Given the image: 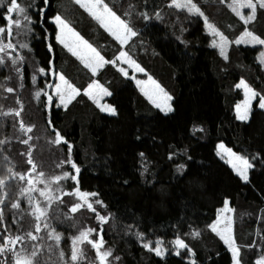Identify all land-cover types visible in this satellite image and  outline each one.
Returning a JSON list of instances; mask_svg holds the SVG:
<instances>
[{
    "label": "trees",
    "instance_id": "1",
    "mask_svg": "<svg viewBox=\"0 0 264 264\" xmlns=\"http://www.w3.org/2000/svg\"><path fill=\"white\" fill-rule=\"evenodd\" d=\"M32 2L21 0L26 11ZM103 2L114 7L121 18L140 27L139 13L143 11L144 0ZM192 2L203 12V17L225 34L229 31L226 26H229L235 33L239 28L248 27L264 36L263 9H258L255 20L244 25L229 10L230 0ZM155 7L161 8L163 22H156L155 27L145 31V43H141L142 38H133L123 50L173 94L176 112L167 116L156 109L135 82L119 72L116 66L106 64L93 75L56 41V27L48 17L59 14L107 59L111 60L121 48L119 42L74 0H50L43 21L35 8L27 11L37 21L29 23L26 19L23 42L27 47L21 56L5 57L0 62V141H3L0 143V177L9 176V169L24 172L31 167L29 155L36 172L62 175L60 172L68 165L64 163L68 151L64 142H56V132L60 131L73 145L72 158L81 169V191L99 193L96 200L104 202L101 206L94 203V207L102 209L108 216L102 227L104 246L112 249L113 259L120 256L117 264H191L190 260L174 255L173 251L159 257L143 247V242H150L154 247L157 237H163L164 246L170 249L177 234L193 249L197 264H231L229 250L209 227L225 197L229 198L242 263L252 264L254 254L251 249L256 244L264 249V168L258 164L249 169L247 182L241 180L216 155L215 143L222 140L241 155L264 152V110L254 106L247 122L237 120L234 114V105L241 98V91L235 85L241 78L257 92L264 90V68L257 62L259 48L232 47L226 61L210 45L199 13L190 14L170 6V0H149V8ZM3 11L0 8V23L5 22ZM178 36L182 39L178 40ZM182 40L189 42L187 48ZM49 43L53 45L51 52ZM14 57H23L16 61L24 73L23 79L12 68ZM50 60L53 61L51 65ZM42 67L44 73L64 74L79 88L98 79L113 93L105 100L117 106L118 115L102 112L83 92L67 109L54 103L50 110L45 109L43 99L33 100L29 84L30 72ZM8 87L14 91L9 93ZM9 108L20 110V115L9 113ZM21 121L26 125L23 130ZM193 124L201 125L204 131L194 133ZM27 126L31 127L30 131ZM137 135L141 139L137 140ZM178 150L181 154L170 160L169 153ZM141 151L145 153L144 158L139 155ZM109 155L111 158L105 164L104 157ZM188 155L191 160L187 159ZM142 160L148 165L147 178L152 180L155 176L152 184L145 183L140 176ZM181 162L188 165L187 175L182 178L175 167ZM125 179L128 184L123 183ZM10 184L15 190L0 205L3 209L0 233L11 235L15 229H21L20 234L27 237L26 233L32 232L38 237L35 245L54 249L51 259L58 256L57 242L48 239V230L66 231V237L70 233L69 227L76 230L70 226L68 202L54 201L47 207L49 226L36 233L35 219L29 215L32 205L25 203L28 194L18 195L25 184H21L18 177L6 179L0 188V196L3 197ZM71 184L76 187V182ZM161 189L166 195H161ZM15 201L25 204L20 209L22 215L12 214L9 220L8 211L14 209L11 204ZM141 231L145 234L143 242L138 237ZM249 244H252L251 248L247 247ZM65 249L68 251L67 244ZM181 251L187 255L186 250ZM47 256L38 252L36 259L40 260L37 263L55 264Z\"/></svg>",
    "mask_w": 264,
    "mask_h": 264
},
{
    "label": "snow or ice",
    "instance_id": "2",
    "mask_svg": "<svg viewBox=\"0 0 264 264\" xmlns=\"http://www.w3.org/2000/svg\"><path fill=\"white\" fill-rule=\"evenodd\" d=\"M4 0H0V3H3ZM50 0H33L32 4L29 5L27 11H31L32 8H35L36 14L39 16L40 21L46 16V9L49 6ZM77 4H80L82 7L86 8V10L95 18L97 19L100 24L109 32L112 36L115 37L121 46L120 50L118 51L117 55L114 56L111 60L107 59L104 55H101L100 51L97 50L96 47L93 46L87 39L84 38L71 24L62 19L59 14L52 15L48 17L52 21H54L57 25V30L55 32V39L59 42L60 45H63L69 52L72 53L73 56L77 57L88 69L91 70L93 75H95L100 69H103L106 64L114 65L118 68L119 72L123 73L125 77L129 75V71L127 68L121 66L119 62L127 63L131 68H133L136 72H144L145 69L141 67L139 63H137L134 59H132L126 51L123 50V46L128 44L130 40L133 38H142L141 43H145L147 38L144 36V33L150 27H155L156 22H163V13L161 12L160 7H155L154 9L149 8V0H144L143 3V11L139 13L141 18L140 27H137L133 24L130 20H126L121 18L120 15L117 14V11L114 7H110L108 4L104 3L103 0H75ZM239 6L241 9L248 8L250 11L245 15L242 11H237L236 8H233V11H237V15L244 21L245 25H247L250 21H253L257 18V11L258 9H264V0H238ZM174 5L178 9L187 8V11L191 14L193 12L199 13V15L203 16V12H201L200 8L192 2V0H186V3H181L179 0H170V6ZM131 8L132 5H129ZM25 8H22L21 5L18 3V0H8L6 4V11L4 12V17L8 22V31L9 35H11V27L12 25H20L21 20L19 18L13 19V14H23L25 18L29 21V23H36L37 21L33 16L27 14ZM205 25H208V19L204 17ZM183 31H187V29H183ZM4 32V28H0V33ZM219 35L221 37L219 48H220V56L223 57L224 60H229V54L226 51V43L228 38L222 33L219 32L217 29L213 32V35ZM175 35V33H173ZM178 40H181L182 37H176ZM135 42V41H133ZM185 48L188 46L187 40H182ZM248 44V45H260L264 46V36L257 35L254 31H251L248 27L244 28V31L241 33L240 37L235 40V44L240 45ZM9 47L13 45L9 43ZM49 51H53V45L49 43L48 45ZM3 48L0 47V52H3ZM11 55V53H9ZM259 57L261 58V64L264 65V48H262L261 52L259 53ZM17 59L23 60V57L13 58L12 61V68L13 70L23 79V71L19 66L16 65ZM0 62H3V58L0 57ZM53 61H49L51 65ZM45 69L42 67L40 72H44ZM52 75L55 77L57 74L53 71ZM135 78V77H133ZM6 79H8L6 77ZM149 81L154 86L151 90L141 87V91L147 97V99L151 102L152 105L160 112H162L165 116L171 113L176 112L174 96L172 93L167 91L164 87H162L157 81H155L151 76H149ZM33 80L35 81V75H33ZM59 82L55 80L51 81L50 84L54 85L55 95L59 98V105L63 106L65 109L68 108V105L81 93L83 92L86 96H88L92 101H94L97 106L100 108L102 112L108 113L110 115H118L117 106L111 103H101L103 97L112 96L113 93L109 90V88L105 87L103 84L100 83L98 79H93L87 87L79 88L76 87L74 84L70 83L64 74L58 75ZM138 85L143 84V81L137 80ZM237 88H241L244 92V100L237 103L235 105V113L236 119L241 122H247L251 118V114L253 111V101L258 98V108L264 110V90L261 92H257L246 80L243 78L240 79L239 83L236 84ZM7 91L9 93L13 92L14 89L12 87H8ZM43 91V89H41ZM47 95L48 100V107L49 110L51 109L53 101V96L50 94ZM8 112H15L17 116L20 115V110L9 108ZM6 114V113H5ZM48 123L51 125L52 120L49 118ZM20 128L23 130L26 128V125L23 121L20 122ZM28 130H31L30 126H27ZM196 130L201 132L204 131V128L201 125L193 124V131L195 133ZM136 139H141L140 135L136 136ZM156 138L153 137V140ZM56 142H64L67 145L68 151V159L64 161V163L69 164L72 169L75 170V175H73L70 171H64L62 176H55L53 179L55 181H60L61 179H71L72 181L76 182V187L71 188L70 192L68 189H61L60 196H63L65 192H69V194H76L80 196L82 199L85 197H95L98 196L99 193L95 192H81L79 187V174H80V166L73 160L72 158V149L73 145L67 140V138L61 134L60 131L56 132ZM3 143V141H0ZM27 143V141H24ZM218 149H222L223 152L227 153L230 157L228 159V163L231 165L232 169L236 171V173L241 177V179L245 182L249 180V169L255 168L258 164L260 167L264 168V152L257 151L255 155H241L240 153L234 152L232 148L227 147L223 141H220L217 145ZM180 151L177 152H170L169 159H173V157L180 155ZM184 154L187 155V149L184 150ZM218 155L221 154L220 152L217 153ZM140 157L144 158L145 153L141 151L139 153ZM109 156L104 157V163L107 164L108 160L110 159ZM188 160H191L192 157L190 155L187 156ZM28 163L32 165L31 168L28 169L27 173L24 172H16L9 169L10 175L7 177H0V188H3L5 185V180L10 179L12 177H18L20 181H24L25 177L27 176V187L23 188L19 195L23 196L26 193L28 194V203L30 205L35 204L33 215L36 216V233H39L42 227L49 226V219L47 216V207L41 205L39 200H35L34 197L31 195L33 191H39L40 195L44 198L47 202L48 206L52 205L54 199H59V196H55L54 193L56 190L51 189L47 182L40 180L38 181L30 173L34 172L35 164L33 163L31 156L29 155ZM176 171L180 173L181 178L184 175H187L186 169L188 165L184 162L177 164ZM110 170V169H109ZM140 176L144 178V182L147 184H152L155 176L153 175V179L149 180L147 178V174L149 173L148 165L141 161V169ZM43 175L42 173L40 174ZM45 183V187L41 189L36 188V184ZM124 184H128V180L123 181ZM161 195H166L163 189H161ZM84 203L87 204V207L91 209V211L96 212V208L93 207V203L95 204H103L102 200H84ZM4 204V198L0 196V205ZM83 205L80 203L73 204L71 206L72 211L75 212L78 208L82 207ZM224 209L226 211L229 210V198L225 197L223 202ZM12 208H19L20 203L19 201H15L11 205ZM43 218V223L41 222ZM0 220H3V209L0 208ZM97 220L101 222V225L104 221L108 220V216L100 215L97 213ZM220 223L219 221L210 224L209 227L212 228L213 231L217 232L220 238L223 240L224 244L228 246L229 251L231 252V264H242V257H241V249L240 246L237 245L234 236L232 235V228H231V220L227 219V223L222 228H217L215 225ZM7 230V229H5ZM96 231L94 228H88L79 233L78 236L72 237V251H71V264H76L78 259L82 256V249L80 245H82L85 241L90 243L92 247L96 249V257L99 261V264H109L108 257L112 256V249L108 248L107 250H102V243H103V236L101 235L100 239H92L90 237V233ZM103 228L101 227V232ZM52 233H55V229H52ZM184 235H188L185 233ZM145 234L144 232H139L138 237L143 242ZM25 238H31L32 240H36L37 237L32 232L27 233V237L17 235H5L3 237L4 243L0 244V253L10 252L12 254V264H33V257L37 255V249L39 245L33 246V251L30 254H26L23 258L17 253L15 249V245L24 240ZM51 238V234L50 237ZM55 240L57 243L60 241V234H55ZM173 245V254L176 256H183L184 259L190 260L191 264H197L195 259V253L193 249L189 247V244L185 242L184 239L181 238L179 234L176 235L175 239L171 241ZM255 244V241H253ZM12 246V247H9ZM143 247L149 249L151 252H154L159 257H164L165 254L169 251L168 248L164 246L163 237H157L155 242V247H152L150 242H143ZM247 247L251 248L252 244L247 245ZM181 250H186L187 255ZM61 256H63V252H61ZM116 260H120V256H115ZM4 264H10L9 260H5ZM256 264H264V255L258 257Z\"/></svg>",
    "mask_w": 264,
    "mask_h": 264
},
{
    "label": "rangeland",
    "instance_id": "3",
    "mask_svg": "<svg viewBox=\"0 0 264 264\" xmlns=\"http://www.w3.org/2000/svg\"><path fill=\"white\" fill-rule=\"evenodd\" d=\"M75 1V0H74ZM8 0H4L3 3H0V8H2L5 12L6 11V4H7ZM179 2L181 3H186V0H179ZM18 3L21 5L22 8H24V6L21 4V0H18ZM80 5V4H79ZM81 6V5H80ZM174 6V5H173ZM82 7V6H81ZM175 7V6H174ZM228 7H229V10L245 25L244 21L240 18L239 15H237V11H242L245 15H247V13L250 11V9L248 8H243L241 9L240 6H239V3H238V0H230V2L228 3ZM84 8V7H82ZM233 8H236L237 11H233ZM86 10V8H84ZM183 10H187V8H183ZM264 10V9H263ZM87 11V10H86ZM88 12V11H87ZM89 13V12H88ZM195 13V12H193ZM90 14V13H89ZM91 15V14H90ZM92 16V15H91ZM93 17V16H92ZM203 17V16H202ZM16 18H19L21 20V24L20 25H12L11 27V35H9V31H8V22L6 20V18L4 17L3 15V19L5 20V22L3 23H0V28H4V32L0 33V47H2L4 50L3 52H0V57L2 58H5V57H10L12 58L13 56H21V52L24 51V49L27 47V44L23 42V39H24V35H25V31L27 29V22H26V18L23 14H18V13H14L13 14V19H16ZM94 18V17H93ZM95 19V18H94ZM97 20V19H95ZM52 21V20H51ZM203 21H204V17H203ZM55 25V31L57 30V25L54 21H52ZM97 22L100 24V22L97 20ZM251 22V21H250ZM249 22V23H250ZM101 25V24H100ZM208 25L209 26H206L205 25V21H204V29L206 31V33L208 34L209 38H210V45L212 47H214L219 53H220V48H219V43H220V40H221V37L217 34V35H213V32H215L217 29L219 30V32H222L220 30V28H218L216 26L215 23L213 22H210L208 20ZM102 26V25H101ZM103 27V26H102ZM104 28V27H103ZM226 28L229 29V31H227V34H225L224 32H222L227 38H228V41L225 42L226 43V51L229 53L230 52V49L232 47H236V46H239L237 44H235V40L240 37L241 33L244 31V27L242 28H239V30L235 33L234 32V29L229 27V26H226ZM105 29V28H104ZM106 30V29H105ZM107 31V30H106ZM108 32V31H107ZM109 33V32H108ZM111 34V33H109ZM114 37V36H113ZM115 38V37H114ZM58 42V41H57ZM119 42V41H118ZM9 43H11L13 46L12 47H9ZM59 43V42H58ZM241 46H253V45H248V44H243L241 43L240 44ZM63 48H65L63 45H61ZM256 47L259 48L258 50V54H257V62L264 68V65L261 64V58L259 57V53L261 52L262 48H264V46H260V45H256ZM67 50V48H65ZM68 51V50H67ZM125 51V50H124ZM69 52V51H68ZM9 53H11V55H9ZM15 53V54H14ZM70 54H72L71 52H69ZM75 57V56H74ZM77 58V57H75ZM78 59V58H77ZM79 60V59H78ZM80 61V60H79ZM81 62V61H80ZM82 63V62H81ZM118 63L121 64V66L125 67L128 69L129 71V75L128 77H130L136 84L137 88L139 89V91L144 95V93L141 91V87H144V88H147L149 90H151L154 86L151 84V82L149 81V73L144 71V72H136L133 68H131L127 63H124V62H119ZM83 64V63H82ZM84 65V64H83ZM85 66V65H84ZM90 70V69H89ZM91 71V70H90ZM57 75L54 77L52 75V71H50L48 74L47 73H44V72H40V69L37 70V71H31L30 72V75H29V84L31 86V91H32V98L34 101H37L39 99H43L44 103H45V109L49 108L48 107V100H47V95L46 94H50L53 96V101H54V104L57 105V106H60V107H63L61 105H59V98L55 95V91H54V85L50 84L51 81L55 80L56 82H59L58 80V75L60 74L59 72H55ZM123 74V73H122ZM33 75H35V81L33 80ZM135 77V78H133ZM152 77V76H151ZM153 78V77H152ZM154 79V78H153ZM137 80H140V81H143L144 83L141 84V85H138L137 84ZM155 80V79H154ZM156 81V80H155ZM240 81V80H239ZM239 81L236 83L238 84ZM88 85V84H87ZM87 87V86H86ZM236 87V85H235ZM237 88V87H236ZM41 89H43V91H41ZM240 91H241V98L240 100H238L235 105L241 101L244 100V92L241 88H238ZM86 96V95H85ZM145 96V95H144ZM88 97V96H86ZM106 97H103L101 103H108L106 100H105ZM145 98H147L145 96ZM89 100H91L89 97H88ZM92 101V100H91ZM96 106L97 104L92 101ZM150 102V101H149ZM255 103V105H254ZM235 105H234V114H235V117H236V113H235ZM258 105V98L256 100L253 101V107L254 106H257ZM98 107V106H97ZM258 107V106H257ZM99 108V107H98ZM100 109V108H99ZM222 141V140H219L215 143V153L218 157H220L229 167L230 169L237 175L239 176L236 171L234 169H232L231 165L228 163V159L230 158L228 156L227 153L223 152L222 149H218L217 148V145L219 144V142ZM224 142V141H223ZM224 144L229 147V148H232L230 146H228L225 142ZM233 149V148H232ZM234 152H236L234 149H233ZM218 152H220L221 154H217ZM239 153V152H237ZM32 167V166H31ZM64 171H70L73 175H75V170L71 168V166L68 164L65 168V170H63L62 172H60L61 174L64 172ZM41 173L39 171H35L34 170V173L31 174L35 179H37L38 181L40 180H43L45 182H47V184L50 186L51 189H55L56 191L54 193H52L53 195H58L60 193V190L62 188H60L58 181H55L53 178L55 176H48L46 173L43 174L42 176L40 175ZM57 176H62V175H57ZM239 178L241 179V177L239 176ZM62 180H65V179H61L60 181ZM242 180V179H241ZM28 185L25 184L23 188L27 187ZM46 185L45 183H40L38 182L36 184V188L37 189H41V188H44ZM21 191H19V194H20ZM18 194V195H19ZM35 200H39L41 203L42 201L44 200V198L40 195V192L39 191H33L32 194H31ZM27 199H28V196H27ZM90 199H92L93 201H95L97 198L95 197H91ZM45 201V200H44ZM28 200H26L25 203H27ZM25 204H20V207L19 208H15L17 214H19L18 216L22 215V212L20 211L21 208L24 207ZM33 206V204H32ZM72 205L69 206L70 209H68L69 212L72 211V208H71ZM99 206H101V204H99ZM100 209V208H98ZM33 208L30 209V211H32ZM34 211V210H33ZM99 214H102V215H105L103 214V211L102 209H100V211L98 212ZM227 219H230L231 220V228H232V235L234 236L235 238V233H234V230H233V219H232V212H231V209L229 208L228 211H226L224 209V206H222L219 210H218V213H217V216L215 218V220L212 222V224L216 221H219L220 223H217L215 226L217 228H222L226 225L227 223ZM93 224L95 225H99L100 227H103V224L101 225V222L99 220H97V217H94L93 218ZM70 231L73 230V228L69 227ZM210 229L212 230V228L210 227ZM213 231V230H212ZM215 232V231H213ZM217 234V232H215ZM7 235L6 233H0V244H3L4 243V239L3 237ZM220 237V236H219ZM236 240V239H235ZM223 241V240H222ZM70 250L72 251V243L73 241H70ZM224 243V242H223ZM228 249V246L225 245ZM9 247H12V246H9ZM155 247V245H154ZM107 250V249H105ZM170 251H173V245L172 247L169 249ZM229 250V249H228ZM252 250V253L254 254V257L251 259V262L252 264H256V261L258 259L259 256L261 255H264V249L261 248L260 245H255V248L251 249ZM250 250V251H251ZM230 252V251H229ZM7 253V252H6ZM56 253L58 256L62 257V258H66V255L63 254V256H61V253H59L57 250H56ZM84 253V251H83ZM231 254V252H230ZM83 256V254H82ZM81 258V257H80ZM85 258H87L85 256ZM84 258V259H85ZM6 260V258H2V253H0V264H4V261ZM79 260V259H78ZM83 260V259H81ZM95 262L97 264H99V262L94 259ZM108 262L109 264H117V260L113 259L112 256L108 257ZM68 264H71V262L69 261ZM243 264V263H242Z\"/></svg>",
    "mask_w": 264,
    "mask_h": 264
},
{
    "label": "flooded vegetation",
    "instance_id": "4",
    "mask_svg": "<svg viewBox=\"0 0 264 264\" xmlns=\"http://www.w3.org/2000/svg\"><path fill=\"white\" fill-rule=\"evenodd\" d=\"M49 72H47V74ZM29 168H31V167H29ZM28 169L25 170L24 173H27ZM33 173L34 172L30 173L29 175H31ZM72 182L73 181L71 179H65L62 181H58V183H60L59 184L60 188L66 189L68 187L69 192H70L71 188L75 187V186H72V184H71ZM20 183L21 184H27V176L25 177V180L20 181ZM64 183H66V184H64ZM14 190L15 189L12 187L11 184L8 185L6 187V190L4 191V194H3L4 200L7 199V197L9 198V196H11L13 194ZM69 192H65V194L63 196H60V193H59L58 195H56V196H59V199H54L53 202L58 201L60 204L63 202H68L69 206L73 205V204H77V203H80L83 205L82 207L78 208L75 212H73V211L69 212L70 216H68V217H71L69 219V222L71 221L70 226L73 225L76 228V230L70 231V233L67 237L65 236V233H64L66 231L57 230V228H54L55 233H52L53 228L48 230V234H49L48 239L52 240L54 243L56 242L55 234H60V241H59V243H56L58 245L57 247L59 248V249L57 248V250H59V253L63 252V254L66 255V258H62L60 256L59 257L58 256H52V259H51L50 256L52 255V252H54V249H49L48 246H47V248L45 246L43 248L41 247V248L37 249V255H38V252H40V251L44 255L48 254L47 257L50 258L51 259L50 261H53L55 264H68L69 261L71 262V250L69 248V246L71 244L70 241H72L73 236H78L81 231L88 229V228L96 229V231L90 233V237L92 239H97V240H99L101 235H102L101 227L99 225L93 224V222H94L93 218L97 217V213L100 211V209H96V212H93V211H91V209H89L87 207V204L84 203L85 199L91 200L90 199L91 197H85L82 199L80 196H78L76 194H69ZM91 201H93V200H91ZM43 202H44V205L42 204ZM42 203H41V205H43L45 207H49L47 205L46 201L43 200ZM34 207H35V204H33V206H32L33 210H34ZM93 207H94V203H93ZM33 210L29 211V215L35 219L34 222L36 225L37 221H36V216L33 215ZM12 214L13 215L15 214L16 217L19 215V214H17V212L14 208V209L8 211V216H10L9 220L11 219ZM100 215H102V214H100ZM73 217H75V218H73ZM16 222L17 221L15 220L14 223H16ZM41 222H44L43 218H42ZM46 228L47 227H42L41 229L45 230ZM20 231H21V229H20ZM20 231H16V229H15L14 233H12L11 236H17V235L22 236V234H20ZM50 234H51V238H49ZM37 239H38V237H37ZM36 240H32L31 238H25L24 240L18 242L14 246L15 249L17 250V253L21 256V258H23L26 254H30L33 251V246L35 245L34 243ZM66 241H67V243H66ZM48 244L49 243H46V245H48ZM66 244L68 246V251H66V249H65ZM80 248L82 249V253H83V251H84V253H83V256H81V258H79V260L76 262V264H97L94 260V259H96L98 261V259L96 257V249L94 247H92V245L90 243L85 241L82 245H80ZM105 249L106 248L104 246V238H103L102 250H105ZM85 256L87 258H85ZM2 258H6L7 260L10 261V264H12V254L10 252L2 253ZM32 259H33V264H38L37 262L40 260V259H36V257H33ZM81 259H83V260H81Z\"/></svg>",
    "mask_w": 264,
    "mask_h": 264
}]
</instances>
